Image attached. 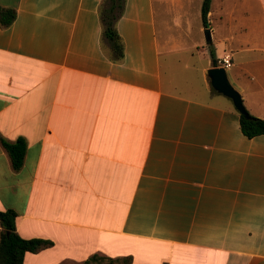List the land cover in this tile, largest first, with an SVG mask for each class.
Segmentation results:
<instances>
[{"label": "crops", "instance_id": "1", "mask_svg": "<svg viewBox=\"0 0 264 264\" xmlns=\"http://www.w3.org/2000/svg\"><path fill=\"white\" fill-rule=\"evenodd\" d=\"M0 0V210L51 246L23 264H264V135H242L205 70L264 119V0ZM208 30L209 39L203 37ZM2 228L0 227V231ZM108 259H111L110 261Z\"/></svg>", "mask_w": 264, "mask_h": 264}, {"label": "trees", "instance_id": "2", "mask_svg": "<svg viewBox=\"0 0 264 264\" xmlns=\"http://www.w3.org/2000/svg\"><path fill=\"white\" fill-rule=\"evenodd\" d=\"M124 0H102L99 17L102 23L104 37L110 43L113 60L122 56V42L115 29V21L122 12ZM209 0H202L200 13L204 24L205 14ZM14 10L0 5V26H8L14 19ZM213 90V89H212ZM240 132L247 138L264 135V119L250 115L247 117L238 114ZM0 144L4 148L10 166L13 170L20 168L25 152V141L19 136L14 141L8 142L0 136ZM15 212L10 208L0 210V264H23L22 257L25 252L36 253L51 246V241L43 238H22L14 230ZM97 257L92 255L82 264L93 263ZM109 261L111 259H108ZM129 259L124 258L122 264H128Z\"/></svg>", "mask_w": 264, "mask_h": 264}, {"label": "water", "instance_id": "3", "mask_svg": "<svg viewBox=\"0 0 264 264\" xmlns=\"http://www.w3.org/2000/svg\"><path fill=\"white\" fill-rule=\"evenodd\" d=\"M205 40L209 39L208 30H203ZM209 80L210 87L217 93L230 99L235 110L242 116L247 117V111L244 109L239 93L229 83L225 70L222 67L210 66L205 70Z\"/></svg>", "mask_w": 264, "mask_h": 264}, {"label": "built area", "instance_id": "4", "mask_svg": "<svg viewBox=\"0 0 264 264\" xmlns=\"http://www.w3.org/2000/svg\"><path fill=\"white\" fill-rule=\"evenodd\" d=\"M213 65L217 67H222L224 69L231 65V56L229 53H222L220 56L216 57L213 61Z\"/></svg>", "mask_w": 264, "mask_h": 264}, {"label": "rangeland", "instance_id": "5", "mask_svg": "<svg viewBox=\"0 0 264 264\" xmlns=\"http://www.w3.org/2000/svg\"><path fill=\"white\" fill-rule=\"evenodd\" d=\"M99 264H109V263H107V262H105V261H102V262L99 263Z\"/></svg>", "mask_w": 264, "mask_h": 264}]
</instances>
